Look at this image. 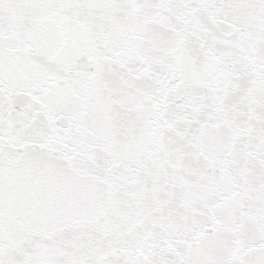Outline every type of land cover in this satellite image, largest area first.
Wrapping results in <instances>:
<instances>
[{
	"label": "snow or ice",
	"instance_id": "6c2138e0",
	"mask_svg": "<svg viewBox=\"0 0 264 264\" xmlns=\"http://www.w3.org/2000/svg\"><path fill=\"white\" fill-rule=\"evenodd\" d=\"M0 264H264V0H0Z\"/></svg>",
	"mask_w": 264,
	"mask_h": 264
}]
</instances>
